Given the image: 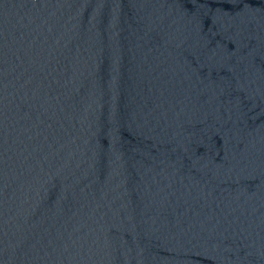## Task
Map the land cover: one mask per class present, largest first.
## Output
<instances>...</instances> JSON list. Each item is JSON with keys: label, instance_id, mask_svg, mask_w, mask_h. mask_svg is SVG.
Listing matches in <instances>:
<instances>
[{"label": "water", "instance_id": "obj_1", "mask_svg": "<svg viewBox=\"0 0 264 264\" xmlns=\"http://www.w3.org/2000/svg\"><path fill=\"white\" fill-rule=\"evenodd\" d=\"M0 264H264V0H0Z\"/></svg>", "mask_w": 264, "mask_h": 264}]
</instances>
